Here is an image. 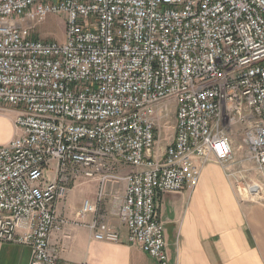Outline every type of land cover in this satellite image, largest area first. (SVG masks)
I'll return each mask as SVG.
<instances>
[{
	"label": "built area",
	"instance_id": "1",
	"mask_svg": "<svg viewBox=\"0 0 264 264\" xmlns=\"http://www.w3.org/2000/svg\"><path fill=\"white\" fill-rule=\"evenodd\" d=\"M59 14L64 42L37 38ZM3 107L17 111V134L0 144L1 243L60 264L56 206L96 182L78 213L93 216L94 240L121 243L116 217L128 245L169 264L159 201L193 192L211 162L232 181L230 127L244 126L264 182V0H0ZM173 107L175 134L157 155ZM119 183L123 193L108 190ZM246 192L259 200L264 184Z\"/></svg>",
	"mask_w": 264,
	"mask_h": 264
},
{
	"label": "crops",
	"instance_id": "2",
	"mask_svg": "<svg viewBox=\"0 0 264 264\" xmlns=\"http://www.w3.org/2000/svg\"><path fill=\"white\" fill-rule=\"evenodd\" d=\"M7 110L0 115L5 130L0 133V144L17 134L13 128L17 111ZM86 184H92L93 197L78 193L79 186ZM111 189L123 193L124 186L119 183ZM97 190L96 182L78 183L56 206L57 216L67 221L63 231L51 238L60 250V264H157L138 247L127 244V231L116 217L111 222L121 232V243L94 240L93 232L83 225L91 223L93 216L82 219L78 213L85 200H96ZM159 209L169 264H264V202L239 199L232 181L216 162L205 166L193 192L165 194ZM31 259L30 247L0 242V264H31Z\"/></svg>",
	"mask_w": 264,
	"mask_h": 264
},
{
	"label": "rangeland",
	"instance_id": "3",
	"mask_svg": "<svg viewBox=\"0 0 264 264\" xmlns=\"http://www.w3.org/2000/svg\"><path fill=\"white\" fill-rule=\"evenodd\" d=\"M65 18L66 16L63 14L51 15L47 17V19L43 23L34 26L35 27L34 32L36 37L44 40L64 42ZM7 108L8 107L1 108L0 115H5L8 112ZM8 115L11 116V114ZM174 127H175V115H174V107H173V110L170 112L168 118L164 121V126L159 136L156 147L157 155H161L164 149L170 144L171 137L174 133ZM0 128H1L0 133H5V130H2L3 127L0 126ZM13 128L15 129L14 124H13ZM243 130H244V126L240 124L230 127L228 129V133L231 136L232 145L234 148V155H235V164L234 167L232 168V172L234 174V178H232V183L235 187V191L239 199L247 200V201L264 202V194L260 196L259 200H256L246 192L248 190V187L251 186L253 183L264 184V182L258 175L254 163H252L246 158L248 156V152L243 143V138H242ZM125 172L126 173L130 172V169L125 168ZM78 193L83 197H88V198L93 197L94 194H93L92 184H88V185L86 184L84 186L80 185L78 188Z\"/></svg>",
	"mask_w": 264,
	"mask_h": 264
},
{
	"label": "bare ground",
	"instance_id": "4",
	"mask_svg": "<svg viewBox=\"0 0 264 264\" xmlns=\"http://www.w3.org/2000/svg\"><path fill=\"white\" fill-rule=\"evenodd\" d=\"M0 131H1V128H0Z\"/></svg>",
	"mask_w": 264,
	"mask_h": 264
}]
</instances>
